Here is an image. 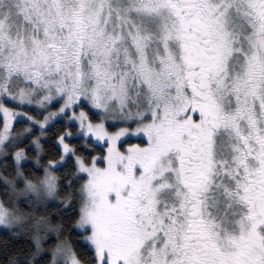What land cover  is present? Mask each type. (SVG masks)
Instances as JSON below:
<instances>
[{
    "label": "snow or ice",
    "instance_id": "6c2138e0",
    "mask_svg": "<svg viewBox=\"0 0 264 264\" xmlns=\"http://www.w3.org/2000/svg\"><path fill=\"white\" fill-rule=\"evenodd\" d=\"M0 264H264V0H0Z\"/></svg>",
    "mask_w": 264,
    "mask_h": 264
}]
</instances>
